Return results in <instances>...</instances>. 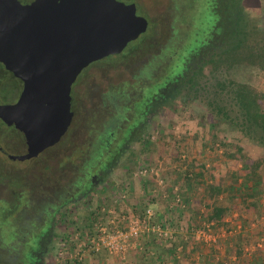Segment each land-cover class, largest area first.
Returning a JSON list of instances; mask_svg holds the SVG:
<instances>
[{"label": "flooded vegetation", "instance_id": "af4514ba", "mask_svg": "<svg viewBox=\"0 0 264 264\" xmlns=\"http://www.w3.org/2000/svg\"><path fill=\"white\" fill-rule=\"evenodd\" d=\"M115 1L144 30L77 73L62 136L57 90L46 97L19 58L0 62V264H81L99 202L125 191L175 121L229 100L256 69L237 40L252 24L264 40V0Z\"/></svg>", "mask_w": 264, "mask_h": 264}, {"label": "rangeland", "instance_id": "374dc122", "mask_svg": "<svg viewBox=\"0 0 264 264\" xmlns=\"http://www.w3.org/2000/svg\"><path fill=\"white\" fill-rule=\"evenodd\" d=\"M137 14L140 15L138 11ZM236 82L248 84L258 92L264 94V73L257 69H249L242 76H239ZM222 102L226 104L230 103L229 100ZM234 111L232 112L231 110L229 116L233 117ZM256 136L254 135L255 140L250 139V137H244L235 123L221 119L220 117L217 119L212 109H205L204 114L199 117L190 116L179 119L172 124L167 134L157 141L156 147L151 151L148 161L141 166L140 170L144 168L147 173L144 176H140L138 173L140 171H138L137 177L116 198L106 196L104 200L99 202L100 208L94 213L93 217L101 212L102 209L113 211L115 214L121 212L125 215L134 213L141 215L143 210L150 206L157 214L160 213V219L167 217L174 224L175 230L177 226L178 231H176L175 236H178V239L175 238L176 243L179 241L178 244H183L187 239L193 240L189 233H185V229L188 226L187 220L195 218L193 223L198 220V217L196 218L195 215L192 216L191 214L199 211L201 214L208 216L211 215L212 209L216 207L229 210V196L222 194L217 200H208L205 188L213 185L226 187L229 184L231 173H243L240 171L242 158L235 157L232 159L228 156L229 154H234L233 146L243 148L244 156L242 157L256 159L264 156V147L257 143ZM190 170L194 174L200 171L201 179L198 176L193 177V182L188 190L183 178L186 176V172ZM262 174L264 176V168ZM187 190L190 192L189 196L187 195ZM152 194L154 197L150 199V195ZM176 196L183 200V208L180 206L175 207L176 205L173 200ZM169 206H172V208ZM189 207L192 208V213L189 212ZM234 207L235 210L231 214H225V221L231 225H236L235 227L232 226V236L236 234L234 228L236 230V227L239 226V221H234V219H239L240 213H242L246 222L249 221L251 223L249 226L251 228L254 227L252 223L254 216L246 212L242 206ZM174 208L183 210V212L179 213L182 215V219H177L176 211H174L175 214L172 212V209L175 210ZM187 209L189 210L187 211ZM261 220L259 218V222ZM245 228L249 229L247 226ZM82 229L84 228L82 227ZM74 236L81 238L82 235L77 231L74 232ZM222 239L220 238L214 245H204V247L200 243L199 247L200 249H205V251L211 247L213 254H221V260H223L221 262L232 264L234 262L232 258H235L234 248L232 245L227 247L225 243H220L219 241ZM146 241H148L147 245ZM82 242L81 240L78 241V243ZM254 242L255 239L248 242L249 245L246 246V252L245 250L242 252V257L237 264H245L247 260H250L251 253L254 252L252 248ZM140 244L141 249L136 252L133 251L126 258L125 264H169L170 261L166 262L167 256L165 255L169 246H164V243H160V241H156L150 236L142 239ZM147 247L151 248V250H145ZM213 249L216 250L214 251ZM201 253L204 254V251H201ZM81 256V264H120L103 252L99 254L89 252L83 254L81 252ZM196 256L200 255L197 252L193 253V250H191L188 256L184 255L183 258L181 257V264H193L192 259ZM199 259L198 261L201 264H206L209 260L205 255ZM171 261L173 260L171 259ZM171 264H179V262L174 263L173 261ZM208 264L221 263L215 261V263L210 262Z\"/></svg>", "mask_w": 264, "mask_h": 264}, {"label": "water", "instance_id": "95a60500", "mask_svg": "<svg viewBox=\"0 0 264 264\" xmlns=\"http://www.w3.org/2000/svg\"><path fill=\"white\" fill-rule=\"evenodd\" d=\"M144 27L133 5L115 0H0V62L7 66L11 56L19 58V64H31L29 72L39 71L34 73L49 90L46 97L57 90V135L62 136L77 73L93 60L120 52Z\"/></svg>", "mask_w": 264, "mask_h": 264}, {"label": "trees", "instance_id": "16d2710c", "mask_svg": "<svg viewBox=\"0 0 264 264\" xmlns=\"http://www.w3.org/2000/svg\"><path fill=\"white\" fill-rule=\"evenodd\" d=\"M245 31L248 32V37L246 38L244 36L243 39L237 40L239 51L246 50L244 55L241 54V57L243 56L248 64L264 73V40L256 31L254 24H252V27L250 26L249 30ZM237 33L240 36L242 34H246L244 31L242 33L238 31ZM228 94L230 95V103L226 104L221 102L219 105H216L212 108V110H214V115L216 116V118L219 119L220 117L221 119L235 123L244 137H250V139L255 140L254 135H257V143L264 147V94L258 92L250 85L244 83H236L234 86L230 87V91L228 92ZM231 110L232 112L235 110L233 117L229 116ZM233 147L234 154H229L228 156L232 159L235 157L242 158L240 171L243 173H231V175L229 176V184L226 187H223L222 185H213L205 188L208 194V200H217L222 194H226L227 196H229V210L222 207H216L212 209L211 215L208 216H205L197 211L195 214L191 215H195L196 218L198 217V220L194 221L195 223H193V220H195V218L192 220H190L189 218L187 220V230L191 231L193 227L196 228L202 224H210L209 227L213 232L225 233L226 236L223 237V239L219 242H222L223 244L225 243L227 247L230 245L233 246L235 257L233 263L235 264L239 262L243 254V248L248 245L249 241H251L252 239H257V241L261 240L260 247H256V244H253L254 252L250 260H247L245 264H264V176L262 174V170L264 168V156L258 157L256 159L242 157L244 156L243 148L239 146ZM186 173L187 174L183 179L186 182V186L189 190L193 182V177L198 176V178L201 179V172L199 171L194 174V172L190 170ZM188 190L187 195L189 196L190 192H188ZM150 199L152 198L150 197ZM234 206H242L246 212H249L252 216H254V218L252 219L254 227L251 228L249 226V224L251 223H249V221L246 222V219L242 216V213H240L239 219H234V221H239V230L241 232L236 233L237 236H229V233H231V231L233 230L232 226L234 225H231L227 221H225V214H231V212L235 210ZM175 207H178V205H176ZM188 210L189 209H187V211ZM144 211L145 210H143L141 215L144 213ZM177 211L178 209L176 210V212ZM189 212L192 213V208H190ZM181 218L182 215L177 214V219ZM259 218L262 219L260 222ZM245 226H247L249 229L245 228ZM147 242L148 241L145 242L146 245ZM178 243L175 244L173 242L171 243V246H180V244ZM185 245L189 247L187 242L185 243ZM198 245H200V243ZM146 249H148L147 251L151 250V248L149 247L145 248V250ZM208 249L212 251L211 247ZM160 252L162 251L160 250ZM183 252L187 253L185 249L183 250ZM151 255L154 256L153 253ZM166 255L168 256V258H166V262L171 261V259L174 260L175 250L169 247L167 249ZM157 258L159 257L157 256ZM208 263L209 262H206V264ZM224 263L225 262H221V264Z\"/></svg>", "mask_w": 264, "mask_h": 264}, {"label": "built area", "instance_id": "2783aa9c", "mask_svg": "<svg viewBox=\"0 0 264 264\" xmlns=\"http://www.w3.org/2000/svg\"><path fill=\"white\" fill-rule=\"evenodd\" d=\"M140 176H144L146 169L139 170ZM152 196H154L152 194ZM175 205L183 208L182 200L176 196L173 200ZM172 208V206H170ZM174 224L168 218L160 219L154 209L148 206L142 215L138 214H115L113 211L102 209L100 213L92 218L91 226L85 232L84 241L77 246L76 257L82 253H106L120 264L126 263V258L132 252L141 249V240L146 237H153L156 240L175 250V260H179L181 246L172 247L171 243H176L174 235L177 231ZM210 224H202L192 228L191 231L185 229L194 241L203 245H214L220 238L226 236L225 233L213 232ZM239 226L236 227V230ZM235 230V229H234ZM232 235L229 233V236ZM261 246V240L256 242V247ZM152 254V253H150ZM171 263V262H170Z\"/></svg>", "mask_w": 264, "mask_h": 264}, {"label": "crops", "instance_id": "0c3cea01", "mask_svg": "<svg viewBox=\"0 0 264 264\" xmlns=\"http://www.w3.org/2000/svg\"><path fill=\"white\" fill-rule=\"evenodd\" d=\"M150 197L152 198V197H154V196H152V195H150ZM170 207V206H169ZM174 209H178V211L176 212L178 215H179V213H181V212H183V210H180L179 208H174ZM176 210H172V212L175 214V212L174 211H176ZM155 211V210H154ZM156 212V211H155ZM176 214V215H177ZM156 215L158 216V217H160V213L159 214H157V212H156ZM182 219V218H181ZM177 227V226H176ZM178 231V230H177ZM235 232L236 233H238V232H241L239 229L238 230H235ZM177 233V232H176ZM176 233H175V235H176ZM174 235V239L175 238H177L178 236H175ZM180 236V235H179ZM235 236H237L236 234H235ZM181 237V236H180ZM186 238V237H185ZM178 239V238H177ZM182 239V238H181ZM179 240H180V238H179ZM257 241V239H255V242ZM179 242V241H178ZM177 242V243H178ZM188 243V246L189 247H187L186 245H185V243ZM186 242H184L183 244H180V246H181V252H180V255H179V257H180V259H181V257L183 258V256L184 255H189L190 253H191V250H193V253H195V252H197L200 256H196L195 258H193L192 260H193V264H201L198 260H200L199 258H202L204 255L207 257V259H209L208 260V262L210 263H215V261L216 262H220L221 263V261H223V260H221L222 259V256H221V254H218V255H215V254H213L212 253V251L210 252V250H206L205 251V249H200V247H199V245L196 243V242H194L193 240H191V239H187L186 240ZM255 242H254V245H255ZM185 245V246H184ZM249 245V244H248ZM253 245V246H254ZM164 246H166L165 244H164ZM247 246V245H246ZM246 246H245V248H243V251L245 250V252H246ZM250 246H252V245H250ZM253 246H252V248H253ZM184 247H186V248H184ZM186 250L187 251V253H184L183 252V250ZM217 249V248H216ZM216 249H213L214 251L216 250ZM218 250H219V248H218ZM201 251H204V254L203 253H201ZM200 252V253H199ZM184 253V254H183ZM253 253H251V255H252ZM166 255V254H165ZM167 256V255H166ZM248 256H250V254H248ZM247 257V256H246ZM167 258H168V256H167ZM249 258V257H248ZM180 259L179 260H173L174 261V263L175 262H179V264H181V261H180ZM183 260V259H182ZM232 260L234 261L235 260V258H232ZM173 261H170V262H172L173 263ZM169 262V264H171ZM225 264V263H224Z\"/></svg>", "mask_w": 264, "mask_h": 264}]
</instances>
